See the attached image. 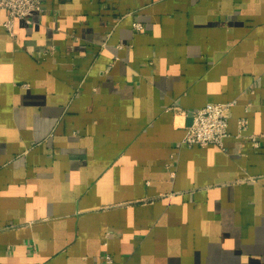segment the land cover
<instances>
[{"label":"crops","instance_id":"obj_1","mask_svg":"<svg viewBox=\"0 0 264 264\" xmlns=\"http://www.w3.org/2000/svg\"><path fill=\"white\" fill-rule=\"evenodd\" d=\"M7 19L0 264H264V0ZM230 102L224 147L182 143L189 112Z\"/></svg>","mask_w":264,"mask_h":264},{"label":"built area","instance_id":"obj_2","mask_svg":"<svg viewBox=\"0 0 264 264\" xmlns=\"http://www.w3.org/2000/svg\"><path fill=\"white\" fill-rule=\"evenodd\" d=\"M45 0H0V10L8 12L5 27L11 35H15L16 19H24L31 23V17L35 12L44 11ZM136 30H143V25L135 23ZM235 102L227 104L209 103L203 108L189 112L192 122L187 126V133L183 144L193 146H208L211 144L224 147V140L229 136V119L231 109ZM241 130L247 127V119L239 121ZM106 263L111 264L113 259L106 255Z\"/></svg>","mask_w":264,"mask_h":264},{"label":"water","instance_id":"obj_3","mask_svg":"<svg viewBox=\"0 0 264 264\" xmlns=\"http://www.w3.org/2000/svg\"><path fill=\"white\" fill-rule=\"evenodd\" d=\"M190 118H191V121H190L189 125H190V124H191V122H192V117L190 116Z\"/></svg>","mask_w":264,"mask_h":264}]
</instances>
